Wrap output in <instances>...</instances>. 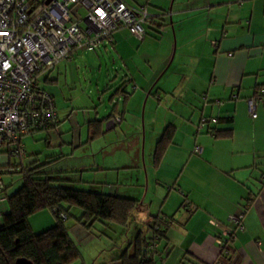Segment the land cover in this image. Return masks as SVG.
<instances>
[{
	"label": "crops",
	"instance_id": "obj_1",
	"mask_svg": "<svg viewBox=\"0 0 264 264\" xmlns=\"http://www.w3.org/2000/svg\"><path fill=\"white\" fill-rule=\"evenodd\" d=\"M123 1L133 8L146 5L155 24L165 27L162 30L157 25H148L145 41L136 39L128 29H120L113 35L114 42L99 50L112 52L113 63L118 66L116 76L119 77V72L122 74L121 79L128 82L126 91L133 95L121 124L113 118L107 120L101 139L88 143L89 130L86 138L83 137L85 129L80 127L79 145L112 146V150L105 152L101 161L67 171L77 174V179L81 173H88L87 180L84 176L81 180L87 190L139 201V215H144V223L156 216L168 220L174 217L167 228L166 240L157 246L158 264H220L217 237L233 229L230 217L239 215L248 206L244 229L237 230L230 245L234 258L229 264H264V101L257 108L256 119L250 117L248 106L255 92L264 88V0ZM79 51L74 52L71 62L64 60L46 73L45 84L58 83L62 68L67 71ZM175 77L178 81L172 85ZM161 82L164 84L160 89L166 96L171 95V100L165 101L169 113L172 115V106L183 101H189L188 105L194 109L197 103L200 121L194 123L197 119L191 109L184 114H181L183 110L173 113L172 119L181 122L176 125L172 120L168 125H176V134L160 164L165 165L171 159L169 166L173 170L167 173L161 166L155 170L153 191L160 205L157 203L153 210L152 205L141 201L142 191L150 189V182L145 184L144 178L142 181L139 178L146 166L144 170L141 167V154L145 155L146 147L142 150L143 134L137 121L146 98L145 146L149 131L153 158L164 130L156 127L155 102L149 97ZM44 87L40 86L46 91ZM117 100L120 106L123 100ZM109 115L100 119L89 117L87 125ZM220 118H233L232 124L218 121ZM212 128L231 129L233 136L217 139ZM70 130L73 125L69 121L56 130L62 145H75L74 141L63 138ZM179 133L182 139H177ZM128 139L133 141L128 147L133 151L132 156L123 152V144ZM93 145H90L92 152ZM197 146L202 148L198 158L193 156ZM151 165L150 169H154L153 162ZM163 172L170 179L165 183L169 194L164 201L166 193L159 185L164 182L160 177ZM175 185L179 194L170 201ZM213 221L216 225L211 224ZM30 223L35 233L56 224L51 211L34 215ZM71 233L81 252L83 248L92 250L99 243L78 226L72 227ZM118 257L117 253L106 264H117Z\"/></svg>",
	"mask_w": 264,
	"mask_h": 264
},
{
	"label": "built area",
	"instance_id": "obj_2",
	"mask_svg": "<svg viewBox=\"0 0 264 264\" xmlns=\"http://www.w3.org/2000/svg\"><path fill=\"white\" fill-rule=\"evenodd\" d=\"M0 0V163L24 160L23 138L41 129H53L59 114L53 97L37 84V76L66 60L74 50H97L113 42V34L128 29L145 41L153 16L145 5L133 8L123 0ZM248 100L249 115L256 119L264 101V88ZM115 122L121 124L119 118ZM202 153L197 146L194 155ZM13 169L0 164V194L4 179ZM264 186V175H262ZM245 213L230 217L243 230ZM212 225H216L213 221ZM225 230L223 238H234ZM221 254L228 255L225 241L217 239ZM220 264H225L221 262ZM228 264V263H227Z\"/></svg>",
	"mask_w": 264,
	"mask_h": 264
},
{
	"label": "trees",
	"instance_id": "obj_3",
	"mask_svg": "<svg viewBox=\"0 0 264 264\" xmlns=\"http://www.w3.org/2000/svg\"><path fill=\"white\" fill-rule=\"evenodd\" d=\"M151 24L157 25L162 30L165 27L164 24H155L153 19ZM146 27L148 28V26ZM109 45L102 44L97 49H102ZM93 51L96 52L97 50ZM73 55L71 56V61ZM38 78L39 76H37V84L39 86ZM120 83V88L111 97V103L114 105L110 115L101 120L89 121L88 143L103 137V128L107 120L119 118L122 122L127 112L126 106L133 93L126 91L128 82H125V79ZM108 91L109 89L105 92ZM116 99L123 100L122 108H120L119 101H116ZM232 120L233 118H220L218 121L232 124ZM60 124L59 114V122L53 129H41L30 135L41 131L49 133L60 128ZM210 130L213 132L214 137L220 140L221 138L228 139L233 136V130L231 129L219 131L216 128H212ZM175 131V126H169L164 130L161 139L156 144L153 156L154 166L159 167L162 163L167 149L172 146L176 134ZM62 158L64 157L51 159L43 164L34 163L28 168H25L24 165L18 167L19 169L16 172L20 170L23 176V185L18 192L12 196H7L10 209L9 213L3 215L4 225L0 227V264H17L19 260L23 259L30 264H84V256L72 237L71 229L74 226L84 229L85 232L99 242L102 236H107L114 243L115 248L118 247V243H115L118 236L125 237L122 243L124 245L127 243V247L119 253L117 264H158L156 257L159 255L157 246L166 240L167 228L174 222V217L168 220L166 217L156 216L149 222H145L144 228L135 227L134 236L129 239L128 235L138 221V214L141 209V206H139L140 202L130 198L103 195L82 188L78 189L77 185L82 183L81 176L77 179L76 174L73 172L58 171L51 168L56 161ZM11 162L9 163V168L12 169L13 167L16 169ZM14 172L15 170L9 174L14 175ZM4 188L2 193L7 191L5 182ZM247 208L248 206L242 208L241 213L246 214ZM77 209L81 211L78 217L73 215V212ZM45 211L53 213L56 224L46 229V231L33 232L30 218ZM69 219L74 221L71 226L67 225ZM230 223L233 225L232 222ZM231 230L234 231V237L238 229L234 226ZM223 233L217 239L225 241V248L230 252L226 256L223 253L221 254V262L229 264L234 258V251L231 250L230 245L235 238H223ZM122 246H120V250Z\"/></svg>",
	"mask_w": 264,
	"mask_h": 264
},
{
	"label": "rangeland",
	"instance_id": "obj_4",
	"mask_svg": "<svg viewBox=\"0 0 264 264\" xmlns=\"http://www.w3.org/2000/svg\"><path fill=\"white\" fill-rule=\"evenodd\" d=\"M137 1V0H134ZM142 2V0H141ZM140 44V43H139ZM79 56H75L73 59L74 62L71 64V67L68 68L66 71L65 68H62L59 82L53 85H46L44 82V78L46 73H43L39 75L40 79V86L42 87V84L45 86L44 88L46 91H48L51 95H53L55 102L58 104L59 114H61L62 122L60 126L62 127L67 123L70 122L71 125H73V130L68 133H66L63 138L65 140L70 142H75V145L66 144L62 145L61 141L58 137H56V130H53L49 132L41 131L39 133L30 135L28 137L23 138V145L24 150L26 151L28 157L25 160L18 161L16 159H13L11 162L8 160L7 156L3 157L1 160V165L6 167L10 162L11 164L16 167L12 169L15 170L14 175L8 174L4 180L7 191L6 193L0 194V227H2L3 224V215L9 213L10 204L7 200V196H12L16 192L20 190V187L23 185V176L18 171V167L20 165H24L25 168L30 167L34 163L43 164L46 161H50L51 159H57L60 157H64L58 161L55 162V164L51 167L53 170L58 171H67V170H75L79 169L80 166H88L91 161L97 162L101 161L102 155L105 152H109L112 150V146H106L105 148L94 146L95 150L92 152V149H90V145L84 144L79 145V133L80 130L83 127L85 130L83 131V137H86L88 134V119L89 117H97L100 119V117H105L109 113H111L112 106L114 105L111 103V97L114 94V92L120 88L121 85V73L119 72V77L117 75L118 66L113 63V57L111 51L109 50V53L106 52H100V49H97L96 52L93 50H82L79 49ZM100 50V51H99ZM87 54H84L86 53ZM175 65L170 69V75H173L171 72L174 71ZM169 75V76H170ZM56 78V75H55ZM178 77H175V79L172 82V85L177 83ZM162 84L164 82H161V85L159 84L158 89H156L152 94L155 95L154 97L152 94L149 98H151V101L153 100L155 102V110H156V120L155 124L158 130L161 131L165 130L169 124H171L172 120L175 121L176 124L181 121H176L174 118L173 113H177L178 110H183L181 114H184V112H189L191 109L192 114H194V118L197 119L194 121V123L197 122V124L200 121V112L198 108L197 103H195V108H192L188 105L189 101H183L181 105H175L172 106V115L169 113L170 108L167 105L166 100H171V95L164 94V92L160 89ZM170 85V87L172 86ZM107 89H109L108 92H105ZM170 92V91H169ZM172 93V92H171ZM170 93V94H171ZM139 95V99H141ZM116 101H118L116 99ZM120 101V100H119ZM146 101V98L143 102L142 106V113L140 117L138 118V127H140L143 134V140L142 145L143 149L146 147L145 155L143 153L141 154V167L144 170L140 174V179L144 178L145 184L150 182V189L146 192V189L142 191V202L144 201V205H152V209L156 210V206L160 205L159 197L155 196L154 193V184L156 183L155 179V170L159 169V167L154 166V160L151 157V146H150V139L152 138L150 132L148 131V138L145 146V122H144V105ZM123 107V102H120V108ZM182 107V109H181ZM169 108V109H168ZM148 110V109H147ZM194 110V113H193ZM149 120V114L148 119ZM168 121L167 124H164L165 121ZM175 125V126H176ZM60 127V128H61ZM150 127V124L148 126V129ZM165 127V128H164ZM206 127V126H205ZM164 132V131H163ZM182 133V132H181ZM179 133L177 136V139H182V135ZM87 138V137H86ZM126 142L123 144L124 149L123 152L125 155H133V151H131L128 147L132 145L133 141L131 139L125 140ZM86 142V141H85ZM157 144V143H156ZM122 146V147H123ZM120 153V152H119ZM89 156V157H88ZM197 156L198 155H194ZM108 159V158H107ZM168 159V158H167ZM109 160V159H108ZM171 160V159H170ZM167 160L166 164H162L161 168L165 169L167 172H171L173 169L169 165H171V161ZM144 161V162H143ZM154 169H150V166H152ZM160 174L161 180L164 181L163 183H160V187L162 188V191L166 193V196L163 198V201L166 199L167 195L169 194V188L165 183L166 181H170L169 177L165 176L164 173ZM167 172V173H168ZM81 177L87 180L88 173L84 172L81 173ZM77 175V174H76ZM79 175V174H78ZM78 189H85L81 184L77 185ZM87 190V189H85ZM146 192V193H145ZM176 194H179L178 188L175 185V188L172 190L171 195H173L169 200L172 201L174 196ZM158 203V204H157ZM163 203V202H162ZM157 204V205H156ZM186 204V202H185ZM188 204V203H187ZM186 209L184 208V211ZM48 212V211H45ZM43 212V213H45ZM80 210L77 209L73 212V215L77 216L80 214ZM52 217V216H51ZM53 218V217H52ZM144 215L138 214V221L136 225H134L132 231L129 233L128 238L130 239L131 236H134L135 233V227H142L144 228L145 223L143 222ZM74 224L73 219H69L68 226H71ZM35 226H38L35 224ZM113 237H115L113 235ZM125 240V237H119L117 238V241L115 243H118V247H114V243L111 242V240L106 236L101 237V241L98 243V245L92 250L86 251V249H82V254L85 257L86 264H106L112 258L115 254H119V248L121 245H124L122 241ZM127 243L124 245L123 249H125L127 246ZM81 264V263H78ZM85 264V263H84Z\"/></svg>",
	"mask_w": 264,
	"mask_h": 264
},
{
	"label": "water",
	"instance_id": "obj_5",
	"mask_svg": "<svg viewBox=\"0 0 264 264\" xmlns=\"http://www.w3.org/2000/svg\"><path fill=\"white\" fill-rule=\"evenodd\" d=\"M51 1L52 0H47L46 4L48 5ZM17 264H30V263H28L26 260L23 259V260H19Z\"/></svg>",
	"mask_w": 264,
	"mask_h": 264
}]
</instances>
